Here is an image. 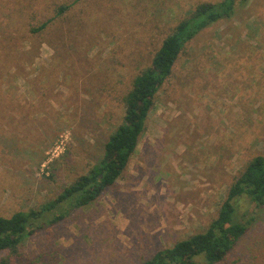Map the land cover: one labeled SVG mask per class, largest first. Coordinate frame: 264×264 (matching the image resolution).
<instances>
[{"label": "rangeland", "instance_id": "rangeland-1", "mask_svg": "<svg viewBox=\"0 0 264 264\" xmlns=\"http://www.w3.org/2000/svg\"><path fill=\"white\" fill-rule=\"evenodd\" d=\"M222 1L0 0V217L43 207L87 174L135 77L197 6ZM257 156L264 0H239L187 44L116 184L25 237L11 264H143L204 232ZM237 204L251 223L219 264H264V206Z\"/></svg>", "mask_w": 264, "mask_h": 264}, {"label": "trees", "instance_id": "trees-1", "mask_svg": "<svg viewBox=\"0 0 264 264\" xmlns=\"http://www.w3.org/2000/svg\"><path fill=\"white\" fill-rule=\"evenodd\" d=\"M239 0L220 4L203 3L182 21L162 43L148 68L134 79L124 97L122 123L109 136L102 157L87 174L80 176L43 207L18 212L11 218L0 217V252L8 256L1 264H11L19 255L23 239L46 227L62 222L70 211L92 205L108 188L113 187L128 168L140 139L146 131L156 95L171 78L174 67L187 44L201 30L230 15ZM246 1V0H242ZM65 7L61 9V12ZM49 21L33 28L40 34ZM246 199L256 207L264 206V157L253 158L234 179L217 218L202 233L194 234L173 246L155 253L143 264H206L223 262L247 233L251 220L239 217L238 202ZM56 212V213H55Z\"/></svg>", "mask_w": 264, "mask_h": 264}]
</instances>
